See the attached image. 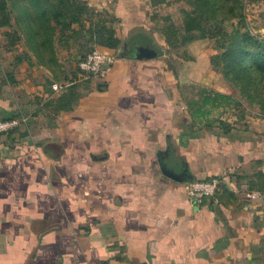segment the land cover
<instances>
[{"label":"crops","instance_id":"crops-1","mask_svg":"<svg viewBox=\"0 0 264 264\" xmlns=\"http://www.w3.org/2000/svg\"><path fill=\"white\" fill-rule=\"evenodd\" d=\"M116 1L118 46L88 42L113 62L75 81L68 110L72 74L0 46V119L19 121L0 134V264H264V121L225 132L196 116L188 103L224 94L205 39L172 50L148 11Z\"/></svg>","mask_w":264,"mask_h":264},{"label":"trees","instance_id":"trees-1","mask_svg":"<svg viewBox=\"0 0 264 264\" xmlns=\"http://www.w3.org/2000/svg\"><path fill=\"white\" fill-rule=\"evenodd\" d=\"M202 1L205 5L210 3V0ZM190 4L193 3L190 2ZM83 5L84 7L73 0H0V28H12L13 39L9 43L10 46L21 41L23 34L28 44V50L32 52L37 64L50 66L54 72L53 65H58V61L54 58L55 49L58 45L68 47L67 39L69 38H72L74 42L82 41L85 44L92 42L107 49L118 46L119 40L112 27L113 20L98 19L94 21L92 16L98 12L92 11L85 3ZM205 13L207 14V11H185L181 29L174 25L165 27L163 36L166 45L175 50L195 39L216 38L217 41H220L217 49H223L220 55V59L223 57L225 60L222 62L223 72L232 80L234 86L244 94H248L247 88L255 91L260 88L264 89V42L235 29L228 33L215 21L208 20L209 16ZM238 16H242L241 13ZM12 18H15L16 23L12 21ZM194 32L200 33L198 38ZM5 35H9V33H5ZM84 55L82 54L79 58ZM28 57L30 56L26 55V58ZM78 59L68 80L69 86L76 84L75 81L78 79L76 68ZM210 63L215 68L221 66L211 57ZM74 92V87H70L68 92L56 101V105L66 110L70 109V104L75 98ZM234 103L238 104L230 95L202 92L199 100L188 103V107L190 110H194L196 116H199L201 114L210 115V108L229 106ZM207 105L210 107L209 111L207 109L202 111V107ZM206 123L208 125L217 123L218 127L225 132L235 127L228 125L220 118L208 119ZM256 178L258 186L262 190L264 188V173L258 172Z\"/></svg>","mask_w":264,"mask_h":264},{"label":"rangeland","instance_id":"rangeland-1","mask_svg":"<svg viewBox=\"0 0 264 264\" xmlns=\"http://www.w3.org/2000/svg\"><path fill=\"white\" fill-rule=\"evenodd\" d=\"M78 5L83 6V3H90L94 7L88 6L92 11H99L98 14L92 16L94 21L99 20H112L110 14L105 11H112L117 7L116 0H73ZM127 1V0H125ZM128 10L148 11V16L152 27L154 25L163 35V29L167 26L174 25L176 28L181 29L182 23L185 19V11H207L209 16L208 20L215 21L220 25L222 29L230 33L233 29L240 33H247L248 36L253 37L258 41L264 42V0H210V3L205 5L202 0H128ZM192 2L193 4H190ZM12 4V1H10ZM133 8V9H132ZM87 11V10H86ZM14 13V12H13ZM241 13L242 16H238ZM15 14V13H14ZM14 14L12 16L14 17ZM85 15V14H84ZM83 15V17H84ZM15 22V18H12ZM76 27V25H73ZM12 28L4 27L0 28V43L1 48L5 55L9 59L17 55H23L26 52L27 56L34 61V56L31 51L28 50V44L25 36L22 34L21 41L17 42L14 46H10V41L13 37L11 35ZM9 33V35H5ZM66 33H69L66 31ZM199 32H194L196 38L199 37ZM205 39V50L209 51L210 57L215 62L221 64L220 68H214V70L220 75V82L223 86V93L232 96L238 104H230L229 106H221L219 109L210 108V117L220 118L228 125H246V121L250 118L264 121V89L260 88L257 91L248 89V94L240 92L238 88L234 86V83L223 72L224 58L220 55L223 49H217L218 43L216 38ZM68 40V47L58 45L55 49V60H60L58 64L61 68L56 72H68L70 76L77 59L88 52L94 45L89 43H82L80 41L74 42L72 38ZM26 58V56H24ZM36 60V59H35ZM37 62V60H36ZM55 66V65H53ZM60 69V70H59ZM263 87V86H262Z\"/></svg>","mask_w":264,"mask_h":264},{"label":"built area","instance_id":"built-area-1","mask_svg":"<svg viewBox=\"0 0 264 264\" xmlns=\"http://www.w3.org/2000/svg\"><path fill=\"white\" fill-rule=\"evenodd\" d=\"M113 55L94 46L82 58L78 59L76 68L78 78L89 82H99L113 62ZM19 124L18 119H0V134L14 130ZM227 179L224 177L194 180L187 184V194L190 199L199 201L203 198L214 197Z\"/></svg>","mask_w":264,"mask_h":264},{"label":"water","instance_id":"water-1","mask_svg":"<svg viewBox=\"0 0 264 264\" xmlns=\"http://www.w3.org/2000/svg\"><path fill=\"white\" fill-rule=\"evenodd\" d=\"M142 55H143L144 57H151V56H153L154 54H153L152 52H150V51H142Z\"/></svg>","mask_w":264,"mask_h":264}]
</instances>
